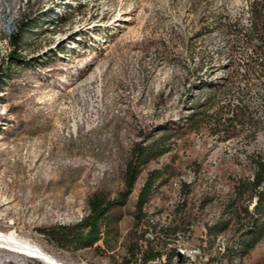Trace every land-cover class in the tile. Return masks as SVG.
<instances>
[{"label":"rangeland","instance_id":"rangeland-1","mask_svg":"<svg viewBox=\"0 0 264 264\" xmlns=\"http://www.w3.org/2000/svg\"><path fill=\"white\" fill-rule=\"evenodd\" d=\"M219 2L0 0V232L57 263L122 264L133 241L150 243L136 203L149 171L159 168L145 223H168L170 232L190 225L196 242L208 228L209 253L213 236L227 240L223 264H264V236L244 255H227L240 231L237 208L253 209L256 200L237 195V186L264 157V31L254 8L264 16V0H237V34L209 31L218 12L233 9ZM248 15L252 27L243 24ZM207 55L221 71L232 68L231 79L200 109L209 90L186 94L200 68L193 56ZM230 99H237V125L215 114ZM164 129L170 149L142 167L99 242L73 250L42 232L78 223L95 193L116 197L137 143L151 144ZM217 222L228 225L211 232ZM10 254L30 256L0 246V255Z\"/></svg>","mask_w":264,"mask_h":264},{"label":"trees","instance_id":"trees-1","mask_svg":"<svg viewBox=\"0 0 264 264\" xmlns=\"http://www.w3.org/2000/svg\"><path fill=\"white\" fill-rule=\"evenodd\" d=\"M256 13L257 28L264 31V16L260 7L254 6ZM14 57V56H13ZM0 70V87L4 76ZM171 130L164 129L163 134L151 144L137 143L135 155L129 161L124 177V187L116 197L109 198L101 193H95L89 199V213L73 225H54L41 229L42 232L56 245L64 248L70 247L73 250L95 245L100 241L104 228H107L114 220L110 211L114 206H122L134 190L135 184L141 173L142 167L149 161L164 155L170 147L167 145L170 139ZM256 170L252 179H244L237 186V195L244 196L249 193L254 196L255 204L253 209L249 205L240 206L239 220L240 231L237 234L235 244L229 248V258L235 259L246 253V250L254 246L264 236V157L256 159ZM163 171L159 168L149 171L148 176L141 187L136 203L137 223L143 224L147 218L145 208L149 203L152 194L161 184ZM189 184L184 183L185 190L189 189ZM228 223L222 225L218 222L210 227V231H218L225 228ZM128 250L132 257L125 258L122 264H131V261L150 262L157 258L161 252L153 242L146 247L140 246L137 241H133ZM31 256L17 254L0 255V264H37ZM39 264V263H38Z\"/></svg>","mask_w":264,"mask_h":264},{"label":"bare ground","instance_id":"bare-ground-1","mask_svg":"<svg viewBox=\"0 0 264 264\" xmlns=\"http://www.w3.org/2000/svg\"><path fill=\"white\" fill-rule=\"evenodd\" d=\"M219 5L224 9L226 7H233V9H230L229 11H220L218 12L219 15L216 16L215 21L210 25L209 31L213 34L215 33H230V34H237V0H220ZM249 10V9H248ZM247 10V11H248ZM251 13V12H250ZM249 13V14H250ZM252 16V15H251ZM252 19L250 15L246 16L243 24L245 26H251L252 25ZM252 27V26H251ZM249 29V28H248ZM251 29V28H250ZM249 29V30H250ZM253 30V29H251ZM236 45V44H235ZM233 46L231 43H228L226 41H223V46L225 48H237V46ZM194 62H196V65H199V70L193 74L191 81L189 83L188 89L190 91L186 94L187 96H190L191 94L197 95V91L201 90H209L207 92H203L204 94L201 95L199 99V105L200 109L204 107H208L209 104H211L212 100L216 98V93H212L211 90H213L214 87H224L226 88V85L228 84V78L229 81L231 79L229 70L232 68H229L228 70H220L219 65L220 61H217V58L213 56H193ZM237 93V92H236ZM235 98V97H234ZM231 104H228L225 106L226 103L221 101L220 103H217V111L215 112L216 115H219L220 117L223 114V120L225 122H228V124H234L237 125V99L233 102V100L230 99ZM224 111V113H223ZM199 112V111H198ZM185 120V119H184ZM74 122V121H73ZM73 124V123H71ZM233 125V126H234ZM77 128V123H74V132ZM147 220V219H146ZM145 220V221H146ZM145 221L142 224V228L144 231V235H150L151 237H158L163 236V234H167L168 231H170L169 224L168 223H155V219H151V221ZM63 225V224H62ZM205 234H204V242L202 243V254L208 256L209 260H216V257H221L224 253H226L228 244L227 240L222 235L213 236V253H209L206 249L208 246V228H205ZM173 235H180L181 230L177 229L175 231L170 232ZM0 246H3L4 248L7 247L11 250L24 253L33 257H38L45 262L49 264H60L57 263L50 255L46 254L42 249L37 248L33 244L22 240L18 237H16L13 234L10 233H4L0 232ZM78 260H82V262H85L86 264H89L86 259L83 257H80ZM138 264H164L163 261H157L152 260L150 262H144V261H137ZM169 264H188L187 261L183 260H176V262H169Z\"/></svg>","mask_w":264,"mask_h":264},{"label":"built area","instance_id":"built-area-1","mask_svg":"<svg viewBox=\"0 0 264 264\" xmlns=\"http://www.w3.org/2000/svg\"><path fill=\"white\" fill-rule=\"evenodd\" d=\"M192 226L181 229L180 235H173L168 231L163 236L151 237L144 235L146 242H153L161 254L154 260L176 262V260L187 261L188 264H223L224 255L216 257V260H209L208 256L202 254L203 237L198 242L195 237H191ZM163 243V244H161ZM182 254V256H180ZM60 264H86L82 260L73 259L72 261H60ZM131 264H138L137 261H131Z\"/></svg>","mask_w":264,"mask_h":264},{"label":"water","instance_id":"water-1","mask_svg":"<svg viewBox=\"0 0 264 264\" xmlns=\"http://www.w3.org/2000/svg\"><path fill=\"white\" fill-rule=\"evenodd\" d=\"M180 256H182V254H180Z\"/></svg>","mask_w":264,"mask_h":264}]
</instances>
